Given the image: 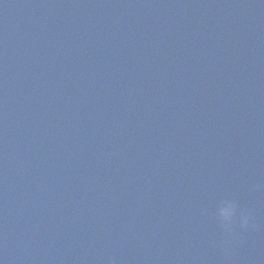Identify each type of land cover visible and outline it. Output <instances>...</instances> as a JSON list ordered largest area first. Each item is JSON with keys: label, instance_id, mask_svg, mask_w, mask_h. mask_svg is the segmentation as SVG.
Listing matches in <instances>:
<instances>
[{"label": "water", "instance_id": "obj_1", "mask_svg": "<svg viewBox=\"0 0 264 264\" xmlns=\"http://www.w3.org/2000/svg\"><path fill=\"white\" fill-rule=\"evenodd\" d=\"M55 1L65 16L49 31L57 42L31 37L38 11L33 21L0 11V80L9 82L0 86V152L8 150L0 154V260L264 264V199L178 119L110 4L105 17H69V3ZM128 51L133 60L119 58ZM36 55L51 61L50 73L34 66ZM224 201L250 208L256 227L221 229L215 212Z\"/></svg>", "mask_w": 264, "mask_h": 264}, {"label": "clouds", "instance_id": "obj_2", "mask_svg": "<svg viewBox=\"0 0 264 264\" xmlns=\"http://www.w3.org/2000/svg\"><path fill=\"white\" fill-rule=\"evenodd\" d=\"M215 215L221 229L225 232H231L237 225L240 229H254L256 227L253 223L252 210L242 207L234 201H224L217 207ZM0 264H4V262L0 260Z\"/></svg>", "mask_w": 264, "mask_h": 264}]
</instances>
